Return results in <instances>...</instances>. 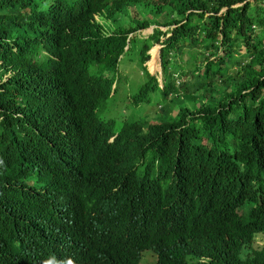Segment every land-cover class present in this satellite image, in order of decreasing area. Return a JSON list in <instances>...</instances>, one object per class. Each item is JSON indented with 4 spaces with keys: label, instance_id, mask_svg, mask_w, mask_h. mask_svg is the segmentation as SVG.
<instances>
[{
    "label": "clouds",
    "instance_id": "clouds-1",
    "mask_svg": "<svg viewBox=\"0 0 264 264\" xmlns=\"http://www.w3.org/2000/svg\"><path fill=\"white\" fill-rule=\"evenodd\" d=\"M241 4L236 1L227 4L224 0L0 1V93L10 92L15 98L11 119L5 108L0 107V179L13 171V168H5V164L18 150L25 169L27 147L38 138L39 144L47 141V145L40 148L44 151L40 163L32 152V166L36 171L46 170L41 166L64 170L61 180L69 181L76 189L72 200L66 197L69 211L54 220L52 227L38 228L33 234L25 235L21 247L31 264H86L80 253L83 236L89 240L99 239L111 227L108 226L109 215L97 209L105 211V207L112 204L108 212L121 221L116 224L124 232L123 223L134 221L131 205L145 199L147 202L140 206L135 219L136 231L146 238L164 229L165 235L157 248L141 249L140 264H207L214 250L221 247L236 261L264 260V210L256 207L254 211V218L262 216V220L241 222L255 207L253 199H245L237 205L233 211L236 221L227 225L206 213L208 204L201 194V191L205 193L204 186L200 188L191 175L189 179H177L179 184L166 188L151 178L156 160L143 166L140 180L134 182L136 192L123 197L125 204L98 201L91 183L77 185L88 168L108 174H121V170L130 168L132 172L128 177L137 176V168L145 161L144 152L139 140L126 136L130 133L124 123L139 121L147 143L162 150L193 123L201 108L206 113L209 111L212 98L202 93L189 94L187 90L195 80L184 63L188 56L185 59L183 55L179 61L182 69L167 75L162 69L161 51L171 29L181 23L193 24L195 14L223 18L230 9ZM133 36L149 44V60L145 64L153 80L148 78L126 96L117 129L113 127L115 116L105 113L107 99L98 108L83 107L80 121L76 123L73 94L81 76L69 67L63 68L66 53L71 46L84 47L98 37L129 39ZM238 44L234 62L245 57L247 49L243 41ZM154 47L158 51V69L151 71L148 62ZM125 54L127 52L123 56ZM228 70L229 64L223 73L216 74L224 77ZM116 85L117 82L112 85L110 94H114ZM154 94H159L166 102L150 105ZM136 111L137 120H134ZM85 147H89L86 155ZM27 182L35 185L37 191H45L35 176ZM259 185L261 182L255 183V187ZM169 192L176 193V198L164 201L160 208L159 197ZM34 205L32 198L17 203L22 220L32 226L38 222L30 219L32 211H39ZM176 219L178 221L174 222ZM63 242L66 245L58 248ZM111 243L119 245L118 240ZM71 246L75 253L69 251ZM149 256L151 261L147 260ZM0 264H11V258L1 249Z\"/></svg>",
    "mask_w": 264,
    "mask_h": 264
},
{
    "label": "trees",
    "instance_id": "trees-1",
    "mask_svg": "<svg viewBox=\"0 0 264 264\" xmlns=\"http://www.w3.org/2000/svg\"><path fill=\"white\" fill-rule=\"evenodd\" d=\"M235 1L242 4L230 9L223 18L204 17L200 13L195 14L196 22L193 24L186 22L175 26L161 51L162 69L167 75L182 69L179 61L183 55L188 56L184 63L195 80L187 90L189 94L202 93L212 98L209 111L206 113L201 108L193 123L162 150H156L147 143L139 121L124 123L130 133L126 136L139 140L144 152L145 161L137 168V176L128 177L132 172L130 168L121 170V174L97 173V170L88 168L77 185L91 183L93 195L98 201L114 200L125 204L123 197L136 192L134 182L140 180L143 166L156 160L157 166L151 171V178L162 188L177 185L178 180L189 179L190 175L200 188L204 186L205 193L201 191V194L208 204V215L229 225L236 221L235 207L245 199H253L255 207L241 222L262 220V216L254 218V211L256 207L264 210V0H224L227 4ZM240 41L247 47L245 57L234 62L232 59ZM201 47L202 50H199ZM148 48L149 44L138 36L129 39L98 37L84 47L71 46L63 68L69 67L70 71L81 76L73 94L76 123L80 121L83 107L98 108L116 94L120 80L117 79L118 73L129 89L133 87L130 81L132 74L129 76L125 70L124 61L135 63L137 86L151 77L145 64L149 60ZM126 52L131 57L123 56ZM228 64L229 70L224 77L216 74L223 73ZM116 82L114 94H110ZM201 101H204L202 97ZM14 105L12 93H0V107L5 108L9 119ZM33 141V145L27 147L25 169L18 150L13 159L5 164V168H13V171L0 179V249L11 258V264L32 263L23 255L21 244L26 239L25 235L33 234L38 228L52 227L54 220L69 211L66 197L72 200L76 192L72 183L61 180L64 170L41 166L46 170L36 171L31 164V154L35 152L40 163L44 152L40 148L45 143L47 145V141L43 144L38 143V138ZM88 151L89 147H85V155ZM34 176L42 182L40 186L45 191H37L35 185L27 182ZM259 182L261 185L255 187V183ZM28 198L34 200L33 208L39 209L30 213V219L38 221L35 226L23 221L17 210V203ZM175 198L176 193L169 192L159 197L158 205L161 208L164 201ZM144 202L147 200L131 205L134 221L123 223L124 232L116 224L121 221L108 212L112 204L107 205L105 211L97 209L109 215L108 226L111 227L99 239L89 240L83 236L84 245L80 253L86 264H140L139 254L143 247H158L164 238V229L145 238L135 228V219ZM200 232L205 233V230ZM114 240H118V246L111 243ZM65 245L63 242L57 247ZM78 245L80 249V243ZM69 251L75 253L72 246ZM207 264H264V260L236 261L221 247L214 250Z\"/></svg>",
    "mask_w": 264,
    "mask_h": 264
},
{
    "label": "rangeland",
    "instance_id": "rangeland-1",
    "mask_svg": "<svg viewBox=\"0 0 264 264\" xmlns=\"http://www.w3.org/2000/svg\"><path fill=\"white\" fill-rule=\"evenodd\" d=\"M125 55L127 58L131 57V55H129L128 53ZM184 58L186 59V55L184 56ZM122 65L125 67V70L128 72L129 76H131L130 74H132V78L130 77V81L132 82L133 87L129 89L126 81L120 76L116 94L112 98L108 99L106 103L105 113L112 114L115 116V122L113 124V127L115 129H117L121 124V121H122L121 116L123 115V109L125 108L126 96L130 93H133L137 89V81L135 80L136 73H137V69H136L137 67L135 63L130 62L129 60H126L122 63ZM158 72H159V78H161L160 68ZM157 102L164 104L166 100H164L159 94H154L152 96L150 105L156 104ZM144 115L145 114H142V115L140 114L141 117H143ZM133 119L137 120V111L134 113ZM147 260L151 261V256H149Z\"/></svg>",
    "mask_w": 264,
    "mask_h": 264
},
{
    "label": "bare ground",
    "instance_id": "bare-ground-1",
    "mask_svg": "<svg viewBox=\"0 0 264 264\" xmlns=\"http://www.w3.org/2000/svg\"><path fill=\"white\" fill-rule=\"evenodd\" d=\"M157 59H158V51H157V47H154L151 50V59L148 62V67L151 71L158 69Z\"/></svg>",
    "mask_w": 264,
    "mask_h": 264
}]
</instances>
